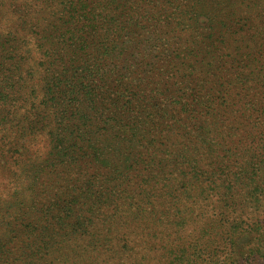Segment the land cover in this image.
Masks as SVG:
<instances>
[{"label":"rangeland","instance_id":"1","mask_svg":"<svg viewBox=\"0 0 264 264\" xmlns=\"http://www.w3.org/2000/svg\"><path fill=\"white\" fill-rule=\"evenodd\" d=\"M192 4L206 19L162 22L161 12L158 22L152 20L126 45L134 49L123 55L117 49L115 59L119 69L141 72L144 95L160 101L148 104L146 122L159 116L166 126L167 140L156 139L153 147L166 161V183L177 204L166 199L163 215L151 201L160 225L152 233L138 209L136 217L132 214L138 204L120 198L128 190L115 184L109 169L80 166L85 170L71 175L67 169L58 186L95 174L102 191H116L122 202L103 205L94 194L81 202L86 221L76 222L72 215L64 231L41 239L38 231L58 217L51 202L38 189L29 199L13 177L6 185L9 171L0 169V264H168L170 249L194 246L198 264H264V0ZM154 12L142 17L149 20ZM154 121L148 125L155 127ZM192 166L209 178L198 180L204 193L195 191L188 200L183 186ZM179 217L186 221L171 229ZM225 220L226 227H220ZM208 223L221 231L205 232Z\"/></svg>","mask_w":264,"mask_h":264},{"label":"trees","instance_id":"2","mask_svg":"<svg viewBox=\"0 0 264 264\" xmlns=\"http://www.w3.org/2000/svg\"><path fill=\"white\" fill-rule=\"evenodd\" d=\"M188 2L0 0V169L11 172L6 173V185L13 177L29 199L38 189L51 202L58 217L52 226L46 222L38 231L41 239L64 231L65 219L72 215L76 222L86 221L81 202L94 194H99L103 205L135 201L133 216L138 209L137 214L152 224L147 225L152 233L160 225L155 224L159 218L151 201L163 215H167L166 199L177 204L173 186L166 183V161L153 147L156 139L167 140L166 126L159 116L146 122L148 104L153 100L159 106L160 101L144 95L141 72L119 69L115 59L117 49L127 54L132 47L126 45L144 34L152 20L158 22L161 12L162 22L206 19L192 4L200 0ZM147 12H154L149 20L142 17ZM154 120L156 126L150 127ZM87 165L96 171L109 169L115 184L128 190L126 197L120 200L116 191H102L95 174L79 177L70 186L57 185L58 180H66L67 169L70 175L77 174L85 170L80 166ZM190 168L183 186L188 200L195 191L204 193L207 188L198 187V180L209 178L200 166ZM178 219L171 229L186 221ZM209 225L203 224L205 232L221 231ZM199 257L195 246L175 247L169 250L168 264H198Z\"/></svg>","mask_w":264,"mask_h":264}]
</instances>
